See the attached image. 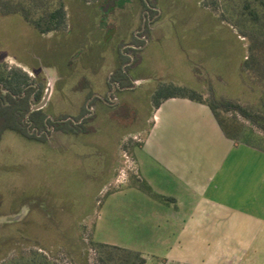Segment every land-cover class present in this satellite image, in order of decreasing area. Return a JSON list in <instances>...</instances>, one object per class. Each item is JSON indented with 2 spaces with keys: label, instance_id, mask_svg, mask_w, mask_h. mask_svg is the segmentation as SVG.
Returning a JSON list of instances; mask_svg holds the SVG:
<instances>
[{
  "label": "rangeland",
  "instance_id": "1",
  "mask_svg": "<svg viewBox=\"0 0 264 264\" xmlns=\"http://www.w3.org/2000/svg\"><path fill=\"white\" fill-rule=\"evenodd\" d=\"M106 1L68 3V30L44 36L18 16L0 15V65L21 68L42 87L33 105L50 87L44 110L53 120L79 118L92 93L109 91L108 79L130 64L128 57L137 63L130 72L142 76L132 91L117 90L116 108L94 101L96 113L86 134L56 130L44 141L8 130L1 134L0 264L33 251L58 264L79 257L93 261L95 243L136 241L143 225L132 212L149 204H140L135 197L140 193L128 186L134 154L151 125V94L160 84L188 86L204 98L213 93L240 99L264 112L258 91L239 74L247 40L226 23L233 20L229 0H215V10L204 4L207 0L198 7L195 0H162L164 17L156 15L157 2L145 11L141 0L133 6L120 0L104 11ZM144 38L154 40L144 46ZM129 44L138 47L132 50ZM124 73L122 68L114 79ZM237 121L243 125L240 141L264 148V134ZM148 264L168 263L154 259Z\"/></svg>",
  "mask_w": 264,
  "mask_h": 264
},
{
  "label": "crops",
  "instance_id": "2",
  "mask_svg": "<svg viewBox=\"0 0 264 264\" xmlns=\"http://www.w3.org/2000/svg\"><path fill=\"white\" fill-rule=\"evenodd\" d=\"M134 156L128 188L149 206L132 212L143 225L136 241L116 247L146 264H264V148L226 138L207 105L171 98L153 110ZM142 181L165 200L140 190Z\"/></svg>",
  "mask_w": 264,
  "mask_h": 264
},
{
  "label": "trees",
  "instance_id": "3",
  "mask_svg": "<svg viewBox=\"0 0 264 264\" xmlns=\"http://www.w3.org/2000/svg\"><path fill=\"white\" fill-rule=\"evenodd\" d=\"M95 1L0 0V15L18 16L39 35L44 36L68 30V3L88 5ZM204 4L207 7L212 6L211 8L215 10V0H207ZM143 5L146 8L144 2ZM228 7L233 19L232 24L223 18L221 21H225L230 29L236 31V37L247 40L246 55L240 59L239 74L250 89L258 91L264 106V0H229ZM118 72L121 73V69L116 74ZM34 83L35 81L21 68H6L0 65V136L8 130L28 140L44 141L46 139L47 127L52 125L49 120H46V114L38 110L26 117L31 109V100L39 101L42 94V87ZM171 98H183L207 105L225 137L235 143L251 145L248 141H240L243 139V125L237 121L238 118L250 123L264 134V112L257 110L253 105L242 103L240 99L216 97L213 93H210L208 98H204L200 91L188 86L164 83L152 92L151 105L153 109H157L163 101ZM85 113L87 109L84 107L79 118ZM88 121L85 119L80 124H74L72 121L57 122L53 123V126L64 133H87L90 131L85 127ZM138 187L156 199L165 200L162 196L153 194L151 188L143 181ZM94 249L93 261L87 257H79L74 259L72 264L147 263L143 255L137 251L101 243H95ZM10 264L58 263L48 259L42 253L33 251L27 257L13 259Z\"/></svg>",
  "mask_w": 264,
  "mask_h": 264
},
{
  "label": "flooded vegetation",
  "instance_id": "4",
  "mask_svg": "<svg viewBox=\"0 0 264 264\" xmlns=\"http://www.w3.org/2000/svg\"><path fill=\"white\" fill-rule=\"evenodd\" d=\"M117 1H120V0H107L106 1V3H105V6H104V11H107V10H109V8H110V6H112V5H114ZM126 1V3H130V5L131 6H133L134 4H133V2H134V0H125ZM143 2L146 4V10L145 11H152L151 9L153 8V7H155L154 6V3L153 4H150L151 2H150V0H141V5H143ZM107 7V9L105 10V8ZM156 15L158 16V17H160L161 16V14H160V11H159V9H157V12H156ZM166 16V15H165ZM158 20H160V19H158ZM142 29H143V26H142ZM136 33V32H135ZM133 38L134 39H136V41H138V39H137V36H136V34H133ZM141 41V40H140ZM148 40L147 39H145L144 38V41H141L143 44H144V46H145V44H146V42H147ZM129 46V48H131L132 50H134L135 48L134 47H132V46H135V47H138L137 46V44H129L128 45ZM122 53V56H120L119 58L120 59H122V57H125L124 56V54H123V52H121ZM128 59L130 60L129 61V65H127V66H123L122 68H123V70H124V74L125 75H123V76H121L120 75V77H119V80H116V79H114L113 78V76L112 77H110L109 79H108V82H112L111 84V86H110V89H109V91H107L105 94H103V95H101V94H91V96H90V98L87 100V102H86V104H85V108L87 109V113H85L82 117H80L79 119H75V118H73V117H70V116H67V117H64L65 119H58V120H53V115L52 114H47L46 112H45V110H44V108H42V109H40V110H42L45 114H46V120H49L51 123H52V125L51 126H48L47 127V132L46 133H50V132H52V131H56L57 129H55V127L53 126V123H57V122H64V121H72L74 124H80L83 120H85V119H88L89 121L87 122V124H85V127H87L88 129H90L88 126L90 125V120L91 119H93L94 117H95V113H96V110H93V109H91V106H93V104H94V101H98V103H102V105L105 107V108H110V109H114V108H116L118 105H119V103H120V101H119V99L117 98V97H115L116 95H114V94H116V92H117V90H119V92L120 93H123V92H128V91H132L133 89V86H134V84H133V82L134 81H136L137 79H136V77L137 76H141V75H135V74H133L132 72H130L133 68H135L136 67V65H137V63L136 64H134L133 65V63L131 64V62H132V60H133V56H131V57H128ZM121 68V69H122ZM128 70V71H127ZM129 72V73H128ZM32 80H34V79H32ZM35 81V80H34ZM34 85H37V86H39V84H37L36 82L34 83ZM37 89H38V87H37ZM33 100V99H32ZM32 100H31V107L33 106V104H32ZM38 111V110H37ZM34 112V111H33ZM26 117H28L27 116V114H26ZM50 129H51V131H50ZM36 132V131H35ZM38 135H41V133H37ZM71 134H73V133H71ZM79 134H86V133H79ZM79 134H73V135H79ZM47 135V134H46ZM22 137V136H21ZM24 138V137H23Z\"/></svg>",
  "mask_w": 264,
  "mask_h": 264
},
{
  "label": "water",
  "instance_id": "5",
  "mask_svg": "<svg viewBox=\"0 0 264 264\" xmlns=\"http://www.w3.org/2000/svg\"><path fill=\"white\" fill-rule=\"evenodd\" d=\"M106 9H107V7L105 8V10ZM50 92H51V89H50V87H48L43 99L41 100V102L39 104H37V105H33L31 107L30 111L27 113V116H29V114L31 112L40 110V109H42V108H44L46 106L48 98H49V95H50Z\"/></svg>",
  "mask_w": 264,
  "mask_h": 264
}]
</instances>
